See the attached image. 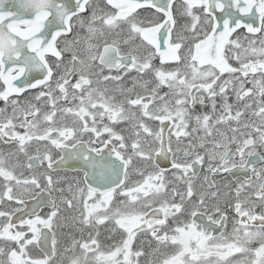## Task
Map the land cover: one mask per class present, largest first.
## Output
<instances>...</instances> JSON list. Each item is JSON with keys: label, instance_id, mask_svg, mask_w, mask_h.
Segmentation results:
<instances>
[{"label": "snow or ice", "instance_id": "obj_1", "mask_svg": "<svg viewBox=\"0 0 264 264\" xmlns=\"http://www.w3.org/2000/svg\"><path fill=\"white\" fill-rule=\"evenodd\" d=\"M0 104V264H264V0H0Z\"/></svg>", "mask_w": 264, "mask_h": 264}, {"label": "flooded vegetation", "instance_id": "obj_2", "mask_svg": "<svg viewBox=\"0 0 264 264\" xmlns=\"http://www.w3.org/2000/svg\"><path fill=\"white\" fill-rule=\"evenodd\" d=\"M0 106H2V104H0ZM240 178L242 179L243 177L241 176ZM217 179H219V178H217ZM227 179H228V180H231L232 177H227ZM101 240H102V241L104 240V233H103V231L101 232Z\"/></svg>", "mask_w": 264, "mask_h": 264}]
</instances>
